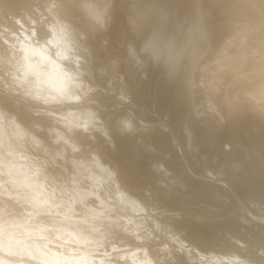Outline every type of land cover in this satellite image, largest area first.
Here are the masks:
<instances>
[{
  "label": "bare ground",
  "instance_id": "6f19581e",
  "mask_svg": "<svg viewBox=\"0 0 264 264\" xmlns=\"http://www.w3.org/2000/svg\"><path fill=\"white\" fill-rule=\"evenodd\" d=\"M159 1L164 11L167 8L174 10L175 0ZM74 4L71 0H0V86L5 85L12 91L0 88V212L6 211L0 213V222L3 223L0 225V264H264L262 247L258 248V254L250 249L252 243H259L257 240L247 241L234 234L227 239L207 234V239L199 234L214 230L213 226L217 229L223 225L236 228L240 224L245 231L250 227L254 232L264 233V222L246 221L238 213L232 217L218 216L214 221L201 220L202 216L199 221L186 224H180L182 220L173 218L167 210L162 211L167 215L162 220L141 215L145 213L123 217L106 214L110 219L96 224L92 219L84 218L69 222L65 213H61V218L56 215V219L35 213L44 209L51 211L50 206L56 208L57 203L62 204L61 192L66 191L73 196L72 205L77 202L93 204L97 198L107 208L106 198L111 196L113 202L138 210L143 202L130 196L126 188L140 181L152 182L154 173L163 178L160 196L167 194L165 205L160 202L162 207L169 198L191 196L193 191L204 197L216 194L226 199V191L219 186L201 184L184 175L178 142L191 154L197 151V141L206 150L222 153L218 165L210 164L215 173L231 178L244 200L258 194L264 198V143L257 135L259 133H254L246 119L225 117L222 108L217 109L221 122L213 129L214 134L197 129L193 132L185 126L183 117L190 114L187 105L191 107L194 101L192 92H185L190 83L182 76L181 66L172 67L168 74L164 69L166 75L163 77L167 85L165 91L176 96L174 114L179 126L166 114L167 107L163 110L152 104L153 112L147 116L143 114L144 108L136 109L147 122L162 120L166 126L159 123L157 126L165 130L162 131L156 127L157 130L144 128L139 121H134L127 108L118 110L121 106L107 105L112 100L116 102V94L108 96L100 88L99 92L95 90V84L102 86L103 80L108 81L99 71V67L105 69V64H96L93 54L89 56L91 52L86 48L92 38L80 37L86 32L80 23L74 21ZM164 14L163 19L167 17ZM260 43L257 60L264 59L261 58L264 57V39ZM90 45L92 47L93 43ZM239 52L223 60L224 66L219 65L231 67L241 58L244 60L245 50L242 48ZM163 64L168 66L169 62ZM215 67L212 74L218 78L220 74ZM257 87L256 91L247 88L245 96L255 103L259 98L257 108L264 113L263 81ZM89 88L91 92L86 93ZM94 94L103 102L82 106V100ZM119 97L122 98L119 101L124 102L128 96ZM117 123H121L120 130ZM21 125L22 131L18 128ZM167 126H173V131ZM208 135H211L209 139ZM143 145L149 146V154L156 153L161 157L160 164L143 159L146 155L141 149ZM156 145L175 154L167 159L163 156L164 151ZM241 145L245 150L239 149ZM115 150L118 152L113 153ZM227 152L235 155L228 156ZM187 158L191 161V157ZM148 164L157 167L152 170ZM158 164L169 173L158 171ZM87 181H90V187L84 186ZM81 184L87 191H82ZM102 188L106 190L104 197ZM155 190L153 188L142 199L155 202ZM247 191L250 195L246 194ZM24 199L30 205L22 208L31 211L30 214L22 213L25 217L15 212ZM262 211L260 208L259 213ZM160 216L163 218L161 213ZM24 222L28 224L24 225ZM251 233H248L250 238Z\"/></svg>",
  "mask_w": 264,
  "mask_h": 264
},
{
  "label": "rangeland",
  "instance_id": "374dc122",
  "mask_svg": "<svg viewBox=\"0 0 264 264\" xmlns=\"http://www.w3.org/2000/svg\"><path fill=\"white\" fill-rule=\"evenodd\" d=\"M71 1L76 3L72 8L73 12L76 13L74 21L75 23H80L83 26V31L86 32L80 34V37L86 35L92 38V42H89L86 48L89 50V53L91 52L89 56L93 54V61L96 64H105V69L99 67V71L104 74L98 70L97 73L99 72L108 81L103 80L102 86L95 84L97 87L95 90L99 92L98 88H100L105 93H108V96L116 94L114 97L116 102L112 100L109 102L110 104H103L113 107L121 106L119 109L117 108L118 110H126L127 108L132 113L134 121H139L144 125V128H154L155 130H157L156 128H158L159 124L163 126L165 123L162 120H151L150 122L153 121L152 123L147 122L140 117L136 109L139 107L144 108L143 114L145 113L147 116L153 112L150 108L152 104L159 106L163 110H166L167 107L166 114L170 115L174 123L179 126L180 122H177L178 118L174 114V107L177 104L176 96L165 91L167 85L164 84L163 77L166 75L164 73L165 70H167L168 74L172 67L176 69V67L181 66L182 76L187 78L190 83L185 92L188 94L191 91V97L194 101L191 107L186 104L188 107L187 111H190V114L186 115L187 118L183 117L185 126L190 127L193 132L197 129L203 130L205 134L206 132L214 134L215 131L213 129L221 122V118L217 115V109L222 108L224 116L227 118L232 117L236 120L238 117H241L246 119L248 121L247 124L253 127L254 133L260 134L257 135L262 138L264 143V113L260 111V107L259 109L257 108V103L260 99L257 98L258 101L256 99L257 103H255L253 99L245 96L247 88H250L251 91H256L259 83L262 81L264 83V59H261L264 57H261V60H257L260 57L257 55L261 50V48L258 50V47H260V42L264 39V0H175L174 4L172 3L174 10L167 8L165 11L160 7L159 0ZM163 14L167 16L164 19ZM241 26H243L242 31ZM92 43L95 48L91 47L90 44ZM242 48L247 54L245 59L241 58L234 66H231L233 69L231 67H223V60L225 61L229 55H236ZM86 52L88 51L85 50ZM165 62H169V65L163 66ZM215 63H218L216 67L219 64L223 65L218 66L220 69L217 67V71L220 74L218 78L212 74ZM249 75L251 78H248ZM86 77L89 78V75L86 74ZM249 79L252 80L250 81ZM0 88L11 91L5 85H1ZM88 92H91V88L88 91L86 90V93ZM19 95L22 98H27L21 94ZM120 95L128 97L123 98L125 101L121 102L119 101ZM82 101V106L93 102L96 103L97 101V104L100 105L99 103L103 102L96 94ZM129 102L130 104H128ZM214 102H216V106L213 105ZM155 114L160 118L157 113ZM21 127L22 125L18 128L22 131ZM172 127L167 126L170 131H173ZM121 128V123H117V129L120 130ZM158 129L164 130L161 127ZM132 132L135 133L134 130ZM210 136L208 135L207 139ZM198 142H196V147L198 146L197 151H193L192 154L181 143H177L182 159L180 160V165H182L184 175L190 178V180L193 179L201 184L213 183L219 186L223 191H226V199L220 198L216 194L204 197L193 191L191 196L176 195L177 198H169L166 206L162 207L160 206V202L164 204V198L167 195L162 194L160 196V192L164 187L161 180L163 178L153 172L154 177L152 182L151 180L140 181L127 186L128 189L126 188L130 196L137 197L143 202L144 205H141L142 208L138 206V210L121 206L119 202H113L111 196L106 198L109 204L107 208L100 204L97 198H95L96 200L94 199L93 204L77 202L72 205L70 201L73 196L69 191H66L61 192L63 195L61 197L63 198L61 199L62 204L57 203L55 205L56 208L50 206L51 211L44 209L40 212L37 210L35 213H42L44 216L49 215L50 217H54V219L58 215V218H61V213H65L64 217L69 222L73 223L84 218L92 219V222L95 224L97 222L101 223L99 221L109 220V216L114 214L123 217L133 213H145L141 215L162 220L164 216H167L166 213L162 212H165V210L173 218L182 220L180 224L192 223V220L199 221L202 216L204 217L201 220L214 221L218 216L232 217L237 213L240 217L246 219V221L259 224L264 222V214H262L264 213V198L258 194L244 200V196L242 195V197L241 193L234 188L236 184L231 181V178L228 179L223 173H215V170L210 166V164H219L218 157L222 153L206 150ZM15 145L18 147L17 143ZM155 147L162 149L164 151L163 156L167 159H171V156L175 154L172 150L168 151V149L160 145H156ZM141 149L146 154L143 157L145 161L152 160V163L153 161L155 164L161 163L159 155L156 153L154 155L149 154V146L143 145ZM239 149L245 150V146L241 145ZM116 152L118 150H115L113 153ZM239 153L242 152L240 151ZM226 154L228 156L235 155L228 152ZM140 155L144 154L140 153ZM187 156L191 157V161ZM40 159L38 158L39 161ZM192 163L196 164L191 166ZM155 164L149 165V168L155 170L157 167ZM159 164L158 171H162L167 175L169 171H166V168L160 167ZM72 171H74L73 168ZM50 174L52 175L53 173ZM165 180L169 183L171 182L169 179ZM110 182L116 187L114 181L110 179ZM89 184H91L90 181H87L84 183V186L90 187L91 185ZM79 186L82 187V191H87V188H83L82 184ZM153 188L156 189L153 194L155 202L149 203L145 199H142ZM229 189H232L230 191L234 189L235 192L230 193ZM249 193L247 191L246 194L250 195ZM101 194L102 197L106 195L104 188H102ZM199 196L203 199L198 198ZM29 205L26 199H24L22 203L18 204L15 212L19 213L20 216L22 213L30 214V210L22 208H27ZM234 206L236 209H234ZM260 208L263 209L261 213H259ZM92 209L94 210L92 211ZM0 213H6V211H1ZM160 213L163 218H161ZM106 214H109V216ZM22 216L25 217V215ZM3 221L6 222L7 220ZM1 224L3 223L0 222ZM26 224L28 223L24 222V225ZM29 226L33 225L29 224ZM241 226L240 224L236 228H231L223 225L219 226L220 229L213 226L214 230H208L206 233L201 232L199 234L207 239L209 238L207 234L217 238L224 237L225 239L230 238L234 234L245 238V240H257L261 246H259V243H252L250 245V249L256 252V254L259 253V247H262L264 250V233L259 231L254 232L250 227L245 231ZM51 227L55 226H50L49 228ZM98 228H101V226H98ZM248 233H251L252 238H250ZM260 234L261 236H259ZM234 243L242 247L240 243L236 241ZM220 251L223 252V250Z\"/></svg>",
  "mask_w": 264,
  "mask_h": 264
}]
</instances>
